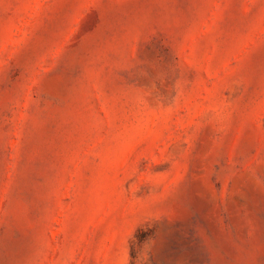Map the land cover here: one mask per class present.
I'll use <instances>...</instances> for the list:
<instances>
[{
    "label": "rangeland",
    "instance_id": "rangeland-1",
    "mask_svg": "<svg viewBox=\"0 0 264 264\" xmlns=\"http://www.w3.org/2000/svg\"><path fill=\"white\" fill-rule=\"evenodd\" d=\"M0 264H264V0H0Z\"/></svg>",
    "mask_w": 264,
    "mask_h": 264
}]
</instances>
